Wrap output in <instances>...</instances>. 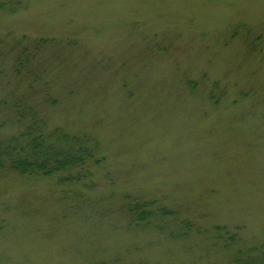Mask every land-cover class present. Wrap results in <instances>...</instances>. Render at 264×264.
<instances>
[{"label": "rangeland", "instance_id": "374dc122", "mask_svg": "<svg viewBox=\"0 0 264 264\" xmlns=\"http://www.w3.org/2000/svg\"><path fill=\"white\" fill-rule=\"evenodd\" d=\"M17 104L99 161L0 170V264H260L264 0H0Z\"/></svg>", "mask_w": 264, "mask_h": 264}, {"label": "trees", "instance_id": "16d2710c", "mask_svg": "<svg viewBox=\"0 0 264 264\" xmlns=\"http://www.w3.org/2000/svg\"><path fill=\"white\" fill-rule=\"evenodd\" d=\"M13 107V117L21 128L0 137L1 171L47 177L84 169L89 163L99 161L97 139L86 134H71L60 127L47 129L46 119L30 104ZM259 259V263L264 264V253Z\"/></svg>", "mask_w": 264, "mask_h": 264}]
</instances>
